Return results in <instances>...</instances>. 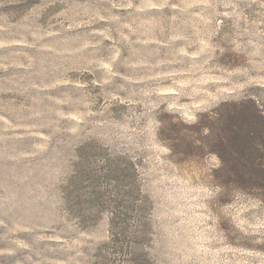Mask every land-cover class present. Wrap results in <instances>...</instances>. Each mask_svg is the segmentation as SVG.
I'll use <instances>...</instances> for the list:
<instances>
[{"label": "rangeland", "instance_id": "374dc122", "mask_svg": "<svg viewBox=\"0 0 264 264\" xmlns=\"http://www.w3.org/2000/svg\"><path fill=\"white\" fill-rule=\"evenodd\" d=\"M0 264H264V0H0Z\"/></svg>", "mask_w": 264, "mask_h": 264}]
</instances>
